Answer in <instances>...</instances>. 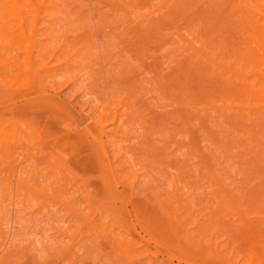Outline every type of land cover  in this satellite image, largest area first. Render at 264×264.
<instances>
[{"label": "rangeland", "instance_id": "obj_1", "mask_svg": "<svg viewBox=\"0 0 264 264\" xmlns=\"http://www.w3.org/2000/svg\"><path fill=\"white\" fill-rule=\"evenodd\" d=\"M33 3L0 41V264H264V0ZM34 88L125 112L113 187L64 170L81 152L43 121L7 149Z\"/></svg>", "mask_w": 264, "mask_h": 264}, {"label": "bare ground", "instance_id": "obj_2", "mask_svg": "<svg viewBox=\"0 0 264 264\" xmlns=\"http://www.w3.org/2000/svg\"><path fill=\"white\" fill-rule=\"evenodd\" d=\"M33 4V0H0L1 43H11L13 41V29L15 27L21 29V31H18L19 33L17 36L26 34L28 28H30L31 31L37 29V21L30 19H34L31 15L32 10H30ZM15 13L18 14L16 21L12 19V16ZM116 28L119 29L120 27L116 26ZM108 33L110 36L112 31H108ZM154 63L152 62V64ZM47 77L53 78L55 76ZM39 90L34 88L33 90H30V92L19 93L18 97L20 98H18L17 102L11 105L9 114L10 122L12 124L10 125L13 126V131L14 134L16 133V136L14 135L15 137H13L14 143L9 144L10 146H8L7 149L10 147L11 151L14 150L15 152L16 150H18V152L19 150H24L22 152L24 153L25 150L29 149L30 145L28 144L29 141L26 140V130L24 129V132L23 130L20 131V125L22 123L29 125L31 122L33 123V121H43L47 128L50 131H53L51 132L52 135L50 136V140L47 141V145L50 144L56 147L61 143L71 144L81 152V160H69L68 162H65L66 160H61L63 162L61 165L64 170L78 168L84 173L87 171H98L96 172L98 174L97 179L104 185L110 184L112 186L113 181H118V179H116V173L118 171L114 167L113 162H111L107 149V141L119 143V139L124 137L125 112L118 115V109L114 112L105 104H102L95 112L96 121H94L93 118L89 116L84 118V116L81 113H78L73 106L65 104L60 98V93L53 95ZM124 107L125 103H123L120 108ZM101 110L102 112H100ZM70 116H74V118L69 119ZM62 125L63 130L58 132L57 127ZM107 126L111 127L109 131L111 136H108L105 140V130L109 128ZM119 134L122 135L119 136ZM25 145L29 146L27 147ZM47 163L53 169L62 170L60 162L56 164L50 159ZM62 172L67 173L68 171ZM111 190H113L116 195L119 194L115 188Z\"/></svg>", "mask_w": 264, "mask_h": 264}]
</instances>
